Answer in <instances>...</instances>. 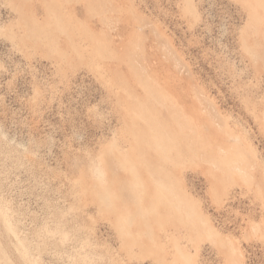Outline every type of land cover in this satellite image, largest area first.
<instances>
[{
	"label": "rangeland",
	"instance_id": "1",
	"mask_svg": "<svg viewBox=\"0 0 264 264\" xmlns=\"http://www.w3.org/2000/svg\"><path fill=\"white\" fill-rule=\"evenodd\" d=\"M0 264H264V0H0Z\"/></svg>",
	"mask_w": 264,
	"mask_h": 264
}]
</instances>
